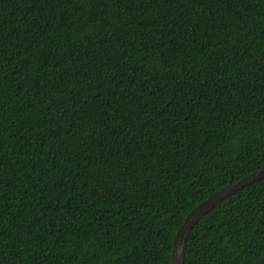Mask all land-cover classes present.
Masks as SVG:
<instances>
[{"label": "trees", "instance_id": "16d2710c", "mask_svg": "<svg viewBox=\"0 0 264 264\" xmlns=\"http://www.w3.org/2000/svg\"><path fill=\"white\" fill-rule=\"evenodd\" d=\"M263 168L264 0H0V264H170ZM183 263L264 264V179Z\"/></svg>", "mask_w": 264, "mask_h": 264}, {"label": "water", "instance_id": "95a60500", "mask_svg": "<svg viewBox=\"0 0 264 264\" xmlns=\"http://www.w3.org/2000/svg\"><path fill=\"white\" fill-rule=\"evenodd\" d=\"M261 179H264V168L253 172L235 182H233L232 178H230L228 184L225 187L209 195L206 199L195 206L189 213H187L172 240L170 264H184L183 256L186 239L191 229L204 215L215 208L229 195H232L244 187H247Z\"/></svg>", "mask_w": 264, "mask_h": 264}]
</instances>
